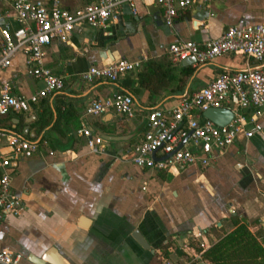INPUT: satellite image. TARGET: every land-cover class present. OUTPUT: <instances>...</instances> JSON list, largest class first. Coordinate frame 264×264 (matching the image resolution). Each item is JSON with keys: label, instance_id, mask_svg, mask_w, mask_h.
I'll use <instances>...</instances> for the list:
<instances>
[{"label": "crops", "instance_id": "obj_1", "mask_svg": "<svg viewBox=\"0 0 264 264\" xmlns=\"http://www.w3.org/2000/svg\"><path fill=\"white\" fill-rule=\"evenodd\" d=\"M86 2L60 0L68 10ZM132 2L135 12L129 2H122L118 17L105 28L76 26L65 39H53L45 47L44 61L64 78V87L33 104L29 112L0 118V129L40 144L33 155L17 154L10 161L11 191L21 198L24 208L1 220L0 248L19 253V264H35L46 252L51 260L58 256L65 264H161L163 259L170 264H199L194 258L198 253L186 260L175 250H188L181 245L197 233L207 248L232 229L231 215L247 220L252 231L264 233V107L258 117L262 130L250 138L238 134L205 168L171 173L123 160L145 132L149 110L172 108L180 97L222 72L264 66L239 54H227L190 65L193 71L182 91H171L174 82L151 94L138 78L144 62L173 64L177 74L183 65L168 54L170 43H201L218 37L229 26L264 23V0H211L208 6L180 11L171 26L163 22L164 9L156 0ZM16 25L0 19L2 27ZM121 59L141 61V68L114 82L81 79L90 65ZM25 62L26 54L16 52L0 71V80L8 82L13 93L28 96L42 82L26 75ZM118 93L132 96L133 118L125 119L112 109L99 115L84 113L92 99ZM64 109L67 115L59 117ZM82 123L93 135L137 133L128 140H104L91 150L77 132ZM7 146L3 141L0 150H9ZM118 156L123 159L116 160ZM135 230L149 248L134 239Z\"/></svg>", "mask_w": 264, "mask_h": 264}, {"label": "built area", "instance_id": "obj_2", "mask_svg": "<svg viewBox=\"0 0 264 264\" xmlns=\"http://www.w3.org/2000/svg\"><path fill=\"white\" fill-rule=\"evenodd\" d=\"M0 19L13 20V29L0 26V71L5 69L12 56L22 51L26 54L25 73L42 82V87L28 96L15 94L8 82L0 80V118L9 114L29 112L32 105L64 87V78L45 65L44 50L55 38L65 39L76 26L105 28L116 19L122 2L133 8L132 0H90L83 6L68 10L60 0H0ZM211 0H156L163 7V22L171 26L179 12L194 5L208 6ZM135 12V9L133 8ZM175 62L194 58L195 63H206L227 55L239 54L258 63H264V23L229 26L218 37L198 43L179 40L167 47ZM141 61L121 59L108 64L90 65L80 74L81 79L117 81L141 68ZM209 107H224L233 112L229 123L219 126L203 116ZM264 107V66L238 71H225L210 79L204 86L185 94L169 109L156 107L146 114L147 128L142 137L128 150L123 159L141 168L167 170L175 173L189 167H207L238 134L252 137L262 130L258 122ZM114 110L125 119L136 114L130 94L118 93L109 97L92 99L84 109L86 115H99ZM251 110L247 115L246 111ZM86 138L89 149L104 142L93 135L82 123L77 130ZM3 141L13 146L14 152L24 157L33 155L40 144L18 134L0 129ZM49 153H52L51 151ZM10 160L0 156V222L4 216L19 214L24 208L21 198L11 191ZM197 233L181 245L189 248L193 242L205 249L206 244ZM192 242V243H191ZM21 255L0 248V264H19ZM199 264H207L198 253ZM161 264H170L163 259Z\"/></svg>", "mask_w": 264, "mask_h": 264}, {"label": "trees", "instance_id": "obj_3", "mask_svg": "<svg viewBox=\"0 0 264 264\" xmlns=\"http://www.w3.org/2000/svg\"><path fill=\"white\" fill-rule=\"evenodd\" d=\"M90 1V0H87ZM180 64V62H178ZM176 66H164L153 60H147L138 73V78L151 94H158L161 90L176 82L171 91H182L192 74L191 66L179 65V72L175 73ZM67 111L62 110L58 116L65 117ZM40 122L39 127L42 124ZM231 230L220 236L207 248L202 249L199 244L190 245L188 250H181L182 256L190 260L197 253L201 259L210 264H264V233L261 229L252 231L251 224L237 215L229 218ZM257 223L258 220H254ZM166 253V252H164Z\"/></svg>", "mask_w": 264, "mask_h": 264}, {"label": "water", "instance_id": "obj_4", "mask_svg": "<svg viewBox=\"0 0 264 264\" xmlns=\"http://www.w3.org/2000/svg\"><path fill=\"white\" fill-rule=\"evenodd\" d=\"M183 66H190L195 63L194 58H187L183 60L182 62ZM203 116L212 121L213 123L223 126L226 125L227 123L230 122V120L233 118V112L224 107H209L205 111H203ZM29 122V121H26ZM14 128V126H13ZM29 127L26 126L24 129V134H27ZM11 133H15L13 131H10ZM137 132H134L132 134L128 135H113V134H106V133H101L99 136L103 138V140L106 141H123V140H128L132 136H134ZM23 137V136H21ZM8 149H5V152L0 150V155L4 157L5 159L8 160H16L17 154L14 152L13 146L9 145ZM134 239L143 247V248H149V243L146 241V239L142 236V234L139 232V230H135L134 233L132 234ZM151 252H154V250H150ZM51 263V264H65L62 260V258L58 257L55 260H51L49 256V252L44 253L39 260L35 261V264H45V263Z\"/></svg>", "mask_w": 264, "mask_h": 264}, {"label": "rangeland", "instance_id": "obj_5", "mask_svg": "<svg viewBox=\"0 0 264 264\" xmlns=\"http://www.w3.org/2000/svg\"><path fill=\"white\" fill-rule=\"evenodd\" d=\"M179 248V247H178ZM176 251V253L178 254V255H180V256H182V251H181V249H177V250H175ZM183 257V256H182Z\"/></svg>", "mask_w": 264, "mask_h": 264}]
</instances>
